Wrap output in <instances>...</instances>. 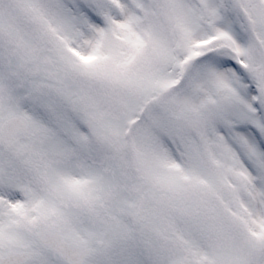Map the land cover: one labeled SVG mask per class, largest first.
<instances>
[{
	"label": "snow or ice",
	"instance_id": "1",
	"mask_svg": "<svg viewBox=\"0 0 264 264\" xmlns=\"http://www.w3.org/2000/svg\"><path fill=\"white\" fill-rule=\"evenodd\" d=\"M0 264H264V0H0Z\"/></svg>",
	"mask_w": 264,
	"mask_h": 264
}]
</instances>
